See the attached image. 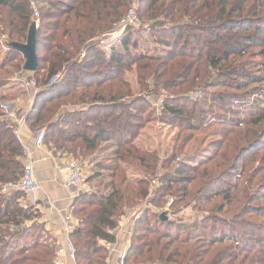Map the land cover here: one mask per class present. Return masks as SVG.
Segmentation results:
<instances>
[{"label":"trees","instance_id":"trees-1","mask_svg":"<svg viewBox=\"0 0 264 264\" xmlns=\"http://www.w3.org/2000/svg\"><path fill=\"white\" fill-rule=\"evenodd\" d=\"M32 2L39 15L35 37L37 70L34 72L38 88L25 123L32 131L36 127L44 128V145L52 146L49 149L53 152H61L60 156L91 158V173L86 182L91 183L94 190L73 199L70 215L77 223L69 240L75 264H107L109 252L105 244L115 243L123 211L148 197L149 178L139 177L133 181L127 173L135 168L155 179L161 169L162 162L155 153H147L135 144L139 122L144 119L145 110L154 105L151 95H157L158 91L172 94L163 100L154 121L185 131L207 127L217 117L233 129L237 125L246 127L247 123L253 129L264 123V87L261 86L264 60L257 64L258 74L245 71L249 62L241 60L256 43L254 38L260 37L259 26L255 29L248 24H263L264 0ZM134 2L138 18L148 26L150 42L138 31L127 29L119 37L117 46H110L107 55L98 51V43L89 44L102 35L104 27L110 28L120 21ZM0 7L4 9L0 12V26L7 30L8 39L11 43L26 42L32 25L27 0H0ZM11 43L8 48L12 58L23 59L10 48ZM262 48L250 57H264V45ZM83 49L94 58L78 62ZM12 67L19 70L20 65ZM133 67L139 96L134 95L124 77ZM208 69L214 73L211 88L226 86L233 90L230 97L236 109L231 107L224 114L222 108L216 110L214 104L203 107L191 101L186 93L174 92L195 90L204 82ZM58 74L61 77L57 82L47 86ZM4 81L0 79V87L5 85ZM215 98L222 107L221 100ZM7 100L6 96L0 97V188L16 183L23 173L24 144L14 134L15 125L3 111L2 104ZM230 113L240 116L228 118ZM229 133L234 137L229 138ZM242 133L251 137L256 134L253 130H230L224 140L228 142L229 154L236 153V159L259 142L255 139L238 146ZM158 180L159 190L164 188L175 197L181 191L192 194L189 186L182 184L176 188L177 184L169 185L161 177ZM210 180L206 179L205 187L212 185ZM205 184L202 180L200 186ZM20 195L0 190V264H54V244L40 241L42 237L38 232L43 231L42 225H24L38 219L39 215L18 206ZM159 196L156 194L150 203H160ZM232 202L233 199L230 204ZM145 214L133 222L125 256L127 263L201 264L200 252L208 254L227 243L236 252L251 257L248 264L254 263V258L255 264H264V260L259 259L264 255L262 229L247 223L235 224L244 225L242 236L252 238L239 244L232 234L221 233L218 238L214 236L200 242L202 236H191L194 233L180 239L166 229L160 231V217L147 218L148 213ZM197 242L203 243V251L199 250L201 246ZM221 259L216 252L205 264H220Z\"/></svg>","mask_w":264,"mask_h":264},{"label":"rangeland","instance_id":"rangeland-1","mask_svg":"<svg viewBox=\"0 0 264 264\" xmlns=\"http://www.w3.org/2000/svg\"><path fill=\"white\" fill-rule=\"evenodd\" d=\"M27 2L29 3L32 24L34 23L38 27L39 15L37 8L34 6L32 0H27ZM132 7L136 10L137 22L141 26V29L148 27L146 24H143L137 16L136 2L132 3L128 9ZM3 10L4 9L0 7V12ZM35 11H37V14ZM0 20H2L1 17ZM117 23L113 24L110 28L107 26L104 27L102 35L91 41L89 44L98 43L96 46L98 51H102L106 55L109 54L110 46H117L118 44L119 38L114 37L113 35ZM102 25L105 26L104 23ZM248 26H252L250 28L255 29L259 26L260 29L257 31V34L260 37L254 38L256 43L247 50L245 57L241 60H248L249 62V66L245 67V71L258 74L259 67L257 64L264 60V57L255 55V57L250 56L258 54L260 50L263 49L264 21L262 25L248 24ZM4 28V26H0V67L5 65L4 68L0 70V79L5 80V85L0 87V97L6 96L8 100L7 106H5L6 108H2L6 115L5 110H9L8 102H10V100H16L18 109L16 110L17 113L13 115L12 119H8L14 125L16 122L21 123V121L24 122L25 125V116L30 112L29 110L31 109L34 95L38 88L35 78L36 76L34 73L23 71V59L20 57L12 58V54L9 53L10 51L8 48V44L11 43V41L8 39L7 30L4 31ZM131 30L138 31L142 38L144 37L145 40L150 42L148 32L146 33V36H144L143 30ZM23 44H25V42ZM83 54L84 56H82ZM93 58L94 56L91 53L89 54L83 49L78 55V62L82 60L89 61ZM17 64L20 65L19 70L12 67V65ZM57 76L60 78L61 74H58ZM213 76V71L208 69L207 77L204 82L201 84L198 82L200 86L195 90H175L174 92L180 94H182V92L186 93V96H188L191 101L198 102L197 104L202 105L203 107H207L209 104L210 106L214 104L216 110L222 108L224 114L227 113L231 107L236 109L237 107L232 104L230 97V94H233V90L226 86L211 88V79ZM124 77L126 81L131 84L132 89L135 92L134 95L139 96L135 67H133L132 71H127L124 74ZM261 86L264 87V84ZM208 94L210 96H207ZM169 95L172 94L166 91H158L157 95H151L153 97H151L150 100H152V104L154 102V105L151 106L150 109L145 110V114L143 115L144 119L141 123L139 122L138 125L140 129L137 132V140L135 143L136 145H139L143 151H146L147 153H155L162 162V164H160L161 169H159L155 179H150L149 176L144 175L140 170L135 168L127 173L128 178L133 181L139 177L149 178V191L148 197L145 200L140 201L131 209L123 211L124 214H122L119 222L124 216H128L133 210H137L139 212V217L146 215V212L148 213L147 216H145L147 218L150 216H159L160 219H163L161 220V223L158 224L159 230L166 229L170 231V233L177 235L180 239L194 233L195 235L191 236L194 237L201 235L202 240L200 242H205L210 237L215 236L218 238L221 233H230L234 236L235 240L241 244L248 238L252 237L242 236V227H244V225L238 227L235 224L247 223L252 225V227L264 230V208H262L264 206V123H261L260 127L257 126L253 129H251L252 127L248 123L246 124V127L245 125H237L238 127L233 129L232 125H224L222 118L217 117V119H214L213 123L208 124L207 127L201 126L195 131H185L179 129L177 126H170L166 123L154 121L158 116L157 114H159L158 112L161 110L163 100ZM215 97H218V99L221 100L220 102L223 104L222 107H219V102L216 101ZM239 116V114L230 113L228 118H238ZM241 117H244V115H241ZM244 118L247 119V117ZM25 126L28 128L27 124ZM228 126L232 127V129ZM28 129L30 130V128ZM238 129L242 131L253 130L256 132L253 137L242 133L240 135L242 139L237 143L238 146L241 147L246 145L248 142L250 143L255 139H258L259 142L253 147V149L249 150L246 155L240 156L239 159H236L237 155H235V151V154H229L227 148L228 142L224 140L230 130L237 131ZM30 131L33 133L34 137L40 131H43L45 134V130L42 127H36L33 131ZM232 137L234 136L229 133V138ZM244 140H247V142L244 143ZM46 147L51 148L52 146ZM60 153L54 152V154L58 155H61ZM65 157L66 159L72 158L71 156ZM226 157H228L229 160H227ZM90 159L91 158L81 159L79 157L75 159L83 167L86 181L91 173ZM159 177L169 185L177 184L176 188H179L182 184L189 186L188 190H192V194H184V191H181L180 195L175 197L168 192L166 193L164 188L159 190ZM208 178L211 179L210 184L212 185L210 187H205L207 185L205 182ZM202 180L205 184L203 187L200 186ZM8 186L9 185H7V187L2 186L0 188L1 192H4L5 194L17 193L13 188H10L11 191L8 190ZM89 186L93 191L94 186L91 183H89ZM201 187L205 188L202 190ZM198 189H200L199 192ZM156 194H160L161 197H159L162 199L160 203L152 205L150 202L152 198H155ZM225 197L227 200L224 199ZM232 199L233 202L230 204V200ZM18 206L30 211L32 215H38L34 206L29 205L28 196L26 195H20ZM33 220L25 222L24 225L30 227L38 224L35 223L37 218ZM132 225L133 223L130 224L127 231L128 242H130V236L132 234ZM38 233H41L42 240L40 241L50 245L53 244V238L44 230L41 232L39 231ZM193 243H195V241H193ZM197 244L201 246L199 250L203 251V243L197 242ZM226 244L227 243H223L221 246H217L215 250H211L208 254H206L205 251L200 252L202 257L201 264L209 262L211 258L215 256L216 252H219L220 258H222L220 264H239L240 262L241 264H248L250 262L251 257H246L245 255L236 252V250L230 245ZM255 251L256 249L254 252ZM259 259L264 260V255L260 256ZM255 263L256 261L254 258V263L252 264ZM136 264L165 263L138 262Z\"/></svg>","mask_w":264,"mask_h":264},{"label":"built area","instance_id":"built-area-1","mask_svg":"<svg viewBox=\"0 0 264 264\" xmlns=\"http://www.w3.org/2000/svg\"><path fill=\"white\" fill-rule=\"evenodd\" d=\"M35 13L37 14V11H35ZM115 28L116 30L113 33V35L114 37L117 38L121 37L123 32L127 29H137L139 31L143 30L144 36H146V33L148 32L147 29L148 27H144V29H141V26L138 24L136 18V10L134 7L128 9V11L125 13L123 18L116 24ZM82 56H84V54ZM56 77L52 78L48 82L47 86H51L55 84L57 82V79L59 78ZM5 106H7V104L2 105L4 109L6 108ZM14 107L15 106H12L11 108L9 106L8 107L9 110H5L8 118L12 119L13 115L15 114ZM23 125L24 122L22 121L21 123L18 122L15 123L14 133L18 138H20V132ZM43 141H44V132L40 131L34 137V146L36 148L42 147ZM24 152H25L24 154L25 157L23 161L22 176L15 184L9 185L8 190H10V188L11 189L13 188L14 191L18 193H21L23 195H30L37 192L39 190V186L34 171V160L32 159V156L28 151V149H26L25 147H24ZM66 168L67 171L62 182V188L67 192H70V198L72 199V201L77 196L91 193L92 190L89 184L86 182V178L84 176V170L83 167L80 165V163L74 158H68L66 160ZM138 217H139V212L137 210L136 211L133 210L131 214H129L128 216H124L119 222L118 225L119 230L123 231L125 227L129 228L130 224L133 223L135 220H137ZM76 223H77L76 220H74L70 214H66L64 216L62 226L60 228L61 239L59 242L54 244L55 246L54 264H68V262H73L75 264L74 249L70 243L69 234L75 228ZM105 248L106 250H108L109 254L112 253L115 256L114 257L115 264H136V263H127L125 261L126 250H120L115 252L113 246L110 244H105Z\"/></svg>","mask_w":264,"mask_h":264},{"label":"crops","instance_id":"crops-1","mask_svg":"<svg viewBox=\"0 0 264 264\" xmlns=\"http://www.w3.org/2000/svg\"><path fill=\"white\" fill-rule=\"evenodd\" d=\"M8 104L11 108L15 106L14 111L16 114V110H18L16 100H10ZM25 125L21 128L20 141L28 149L34 160V171L39 186L37 192L26 196H28L29 205L34 206L39 215L35 223L42 225L43 230L53 238L52 241L55 244L61 239L60 228L63 218L66 214H70L72 203L70 192L62 188V182L67 171V159L65 156L54 154L52 150L44 145L36 148L34 146V135ZM127 231L128 227H125L123 231L119 230V227L117 228L115 232L116 241L112 245L115 252L127 250L129 246ZM114 257L110 253L107 264H115ZM68 264L74 263L68 262Z\"/></svg>","mask_w":264,"mask_h":264},{"label":"water","instance_id":"water-1","mask_svg":"<svg viewBox=\"0 0 264 264\" xmlns=\"http://www.w3.org/2000/svg\"><path fill=\"white\" fill-rule=\"evenodd\" d=\"M36 31H37V26L33 23L28 30L25 44H18V43L10 44V48L13 51H16L22 55L24 59L23 71L29 73H34L37 70V57L35 53Z\"/></svg>","mask_w":264,"mask_h":264}]
</instances>
